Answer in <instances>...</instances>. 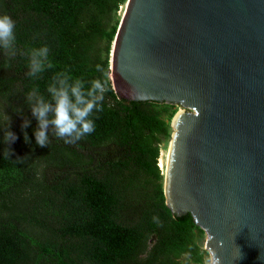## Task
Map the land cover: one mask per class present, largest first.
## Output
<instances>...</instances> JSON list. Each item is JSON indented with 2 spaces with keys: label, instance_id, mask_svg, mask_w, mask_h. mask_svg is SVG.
I'll use <instances>...</instances> for the list:
<instances>
[{
  "label": "trees",
  "instance_id": "trees-1",
  "mask_svg": "<svg viewBox=\"0 0 264 264\" xmlns=\"http://www.w3.org/2000/svg\"><path fill=\"white\" fill-rule=\"evenodd\" d=\"M125 2L0 0V15L16 23L17 53L6 57L0 48V264L203 262L204 231L191 214L180 221L165 206L158 158L171 104L133 103L112 92L110 52ZM45 45L53 67L28 76V51ZM60 72L86 87L107 78L103 111L83 139L66 144L50 128L41 147L26 95L36 88L49 98ZM8 130L14 142H4Z\"/></svg>",
  "mask_w": 264,
  "mask_h": 264
},
{
  "label": "water",
  "instance_id": "water-1",
  "mask_svg": "<svg viewBox=\"0 0 264 264\" xmlns=\"http://www.w3.org/2000/svg\"><path fill=\"white\" fill-rule=\"evenodd\" d=\"M109 68L119 98L191 109L170 122L165 206L221 264H264V0H126Z\"/></svg>",
  "mask_w": 264,
  "mask_h": 264
},
{
  "label": "clouds",
  "instance_id": "clouds-1",
  "mask_svg": "<svg viewBox=\"0 0 264 264\" xmlns=\"http://www.w3.org/2000/svg\"><path fill=\"white\" fill-rule=\"evenodd\" d=\"M15 28L16 23L10 15H0V48L4 50L6 57H14L17 54L14 47ZM49 51L47 45L28 51V76L36 77L46 69L53 67L49 60ZM96 71L101 72L104 77L107 76L99 64L96 66ZM71 79L67 72L54 75L52 82L47 87L49 98H45L36 88L26 95V104L38 120L35 139L41 147L49 145L50 128L54 135L63 139L66 144H74L95 131V119H98L95 113L103 111L102 102L108 90L109 81L107 78H97L86 87L82 79L77 78L70 82ZM29 124L30 121L26 119L22 128H27ZM16 139L17 137L12 131H5V143L14 142ZM25 140L28 141L26 132ZM9 154V149L6 148L4 158L8 159ZM205 264H221L220 258L211 248H209V256Z\"/></svg>",
  "mask_w": 264,
  "mask_h": 264
},
{
  "label": "rangeland",
  "instance_id": "rangeland-1",
  "mask_svg": "<svg viewBox=\"0 0 264 264\" xmlns=\"http://www.w3.org/2000/svg\"><path fill=\"white\" fill-rule=\"evenodd\" d=\"M124 5H125V4L120 5V6H119V9H118V11H117V15H118L119 18L121 17V14H122V12H123ZM185 110H191V109L188 108V107H184V106H182V105H180V104H177V103H173V104H171V111L173 112L172 117L174 116V114H175L176 112H178V111H185ZM172 117H171L170 120H169V130H170V135H171V131L173 130L172 126L170 125V122H171ZM169 141H170V136L164 138L163 141H162V143L160 144V154H161V157H160V155H159L160 159L158 158V164H159V162L161 161V158H162V159H163V158H166L167 155H168ZM159 168L161 169V173H162V181H163V173H164V175H165V172H166V171H165L161 166H159ZM205 236H206V234L204 233L202 239L200 240V242H201V244H202V246H203L204 249H205V246H204L203 244H204ZM205 250H206V249H205ZM208 256H209V252H208V250H206V253H205V255H204L203 262L200 263V264H205V261H206V259L208 258Z\"/></svg>",
  "mask_w": 264,
  "mask_h": 264
},
{
  "label": "bare ground",
  "instance_id": "bare-ground-1",
  "mask_svg": "<svg viewBox=\"0 0 264 264\" xmlns=\"http://www.w3.org/2000/svg\"><path fill=\"white\" fill-rule=\"evenodd\" d=\"M168 161H169V154L167 155L166 158H161V161H160V166L166 171V167L168 166ZM164 174V173H163ZM166 174V172H165Z\"/></svg>",
  "mask_w": 264,
  "mask_h": 264
}]
</instances>
